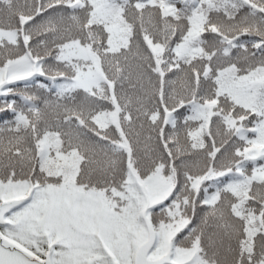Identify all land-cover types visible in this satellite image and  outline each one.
<instances>
[{
    "label": "snow or ice",
    "instance_id": "snow-or-ice-1",
    "mask_svg": "<svg viewBox=\"0 0 264 264\" xmlns=\"http://www.w3.org/2000/svg\"><path fill=\"white\" fill-rule=\"evenodd\" d=\"M0 264H264V0H0Z\"/></svg>",
    "mask_w": 264,
    "mask_h": 264
}]
</instances>
